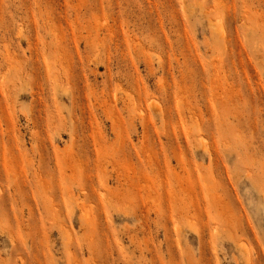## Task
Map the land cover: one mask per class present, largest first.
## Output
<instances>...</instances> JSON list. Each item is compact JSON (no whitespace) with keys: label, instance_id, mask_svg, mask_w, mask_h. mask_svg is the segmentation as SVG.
<instances>
[{"label":"rangeland","instance_id":"374dc122","mask_svg":"<svg viewBox=\"0 0 264 264\" xmlns=\"http://www.w3.org/2000/svg\"><path fill=\"white\" fill-rule=\"evenodd\" d=\"M0 264H264V0H0Z\"/></svg>","mask_w":264,"mask_h":264},{"label":"bare ground","instance_id":"6f19581e","mask_svg":"<svg viewBox=\"0 0 264 264\" xmlns=\"http://www.w3.org/2000/svg\"><path fill=\"white\" fill-rule=\"evenodd\" d=\"M221 29V28H220ZM222 30V29H221Z\"/></svg>","mask_w":264,"mask_h":264}]
</instances>
